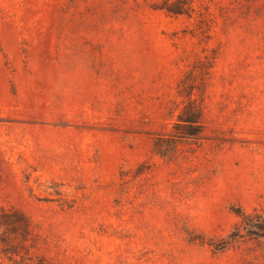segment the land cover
Here are the masks:
<instances>
[{
  "label": "rangeland",
  "instance_id": "obj_1",
  "mask_svg": "<svg viewBox=\"0 0 264 264\" xmlns=\"http://www.w3.org/2000/svg\"><path fill=\"white\" fill-rule=\"evenodd\" d=\"M209 6L200 41L195 17L144 0H0V206L27 217L33 255L264 264V239L206 243L233 208L264 211V0ZM205 54L202 138L162 159L152 135L170 131L178 81Z\"/></svg>",
  "mask_w": 264,
  "mask_h": 264
},
{
  "label": "trees",
  "instance_id": "obj_2",
  "mask_svg": "<svg viewBox=\"0 0 264 264\" xmlns=\"http://www.w3.org/2000/svg\"><path fill=\"white\" fill-rule=\"evenodd\" d=\"M149 7L162 10L173 16L195 17V28L191 30L200 41L209 38L211 27L210 2L213 0H144ZM214 63V56L198 57L179 79L177 93L182 96V106L167 133H155L151 138V151L165 160H173L185 144L196 143L203 134V101L207 86V75ZM59 194V192H56ZM238 221L224 236L208 238L206 243L214 252H221L243 239H264V211H245L233 208ZM188 241L199 240L188 228L184 230ZM29 220L18 209L0 206V260L7 258L10 264H49L39 255H33ZM17 240V242L15 241Z\"/></svg>",
  "mask_w": 264,
  "mask_h": 264
}]
</instances>
